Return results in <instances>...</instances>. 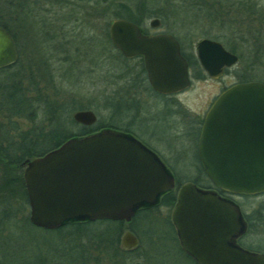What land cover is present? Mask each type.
Instances as JSON below:
<instances>
[{"label":"water","instance_id":"obj_1","mask_svg":"<svg viewBox=\"0 0 264 264\" xmlns=\"http://www.w3.org/2000/svg\"><path fill=\"white\" fill-rule=\"evenodd\" d=\"M155 26L157 19H152ZM111 44L126 58L142 55L151 86L175 92L188 83L187 62L169 34L144 35L124 18L108 26ZM200 67L210 78L236 63L221 43L201 38L195 44ZM14 40L0 26V68L16 61ZM72 120L95 123L88 109ZM198 155L213 187L229 193L264 190V84L251 80L221 92L208 110L198 138ZM21 177L31 225L52 230L70 219L129 222L142 205H153L173 188L162 163L137 140L104 128L69 137L58 146L22 162ZM179 247L197 264H264V254L233 243L243 223L238 205L213 190L182 183L170 209ZM123 249L137 245L129 230L120 235Z\"/></svg>","mask_w":264,"mask_h":264},{"label":"rangeland","instance_id":"obj_2","mask_svg":"<svg viewBox=\"0 0 264 264\" xmlns=\"http://www.w3.org/2000/svg\"><path fill=\"white\" fill-rule=\"evenodd\" d=\"M112 1L0 0V18L14 32L19 45V48L16 47L22 73L19 78L23 89L27 91V97L33 98L32 102L35 103L37 124L47 114L45 103L37 101L40 91L46 96V105L66 107L69 118L76 110L88 109L96 115L95 123L100 127L112 129L120 126L114 109L117 91L121 89L122 98H128L126 88L136 70L132 61L121 60L107 36L109 23L115 19L113 9L109 7ZM120 1L125 2L135 16L143 14L141 5L145 4L150 13L144 22L146 27L150 28V18L159 17L162 21L159 29H168L179 38L186 34L191 46L201 38L216 40L227 48L234 46L236 50L233 53L238 60L233 70L243 75L245 80L264 81V53L251 57L249 45L237 37L247 32V20L242 16L243 26L237 21L232 24L224 15H221V22L209 18L204 12L206 5L198 10L196 5L190 4L192 0ZM251 1H255V10L262 14L261 19L251 22V27L259 29L260 36L255 34L264 42V0ZM230 12L234 13L233 9ZM242 52L243 56H240ZM196 90L199 92L195 94L207 93L209 86ZM182 101L190 108L195 105L192 97L182 98ZM8 121L0 115V139L4 138V145L14 135V132L9 131L10 127H14L16 132H23L31 126V120L25 116L11 118V126ZM63 125L65 133H76L78 128V124L71 122ZM192 180L176 179L178 183ZM195 181L202 185L208 184L205 178ZM3 194L9 195V199L0 197V264H103L110 258L109 251L86 248V253L81 252V245H74L62 233L22 222L21 216L28 217V204L23 209L22 198H18L20 196L17 193H8L4 189L0 196ZM233 200L246 204L244 197L233 196ZM250 202L256 204L254 199ZM170 209L169 206L158 204L154 209L138 213L133 219L135 232L126 223L122 225L117 247H121V233L129 229L137 238V250L129 256L132 255L139 264H192L177 249V239L174 240L168 226Z\"/></svg>","mask_w":264,"mask_h":264},{"label":"flooded vegetation","instance_id":"obj_3","mask_svg":"<svg viewBox=\"0 0 264 264\" xmlns=\"http://www.w3.org/2000/svg\"><path fill=\"white\" fill-rule=\"evenodd\" d=\"M142 13L148 14V12ZM147 18L133 23L140 28L141 34L149 36L164 33L171 35L177 41L179 53L187 62L188 83L175 92L157 91L147 78L142 55L126 58L118 51L126 60L134 63L136 72L130 77L126 88L128 98H122L121 89L117 91L118 98L114 109L115 114L119 117L120 126L113 128V131L137 140L162 163L165 171L174 180V186L170 190L174 192L175 201L177 189L184 183H178L177 178L207 179L198 155V138L205 115L213 101L233 84L250 80H243L242 75L233 70L236 63L229 67H223L222 73L216 78L208 77L203 70L204 78H192L193 67H195V63L199 64L195 53L196 43L191 46L186 34L183 35V38H179L168 29H159L162 21L156 16L150 18V21L157 19L156 25L150 26L149 23L150 28L146 27L144 22ZM222 47L231 52L227 47L223 45ZM221 76L229 78H220ZM206 86H209L207 93L195 94V92H199L196 89ZM53 92L56 93V91ZM187 97H192L195 100L194 107L190 108L183 104L182 98ZM33 108H36L35 103H33ZM0 147H4V138L0 139ZM20 164L23 167L22 162ZM192 183L196 187L213 190L218 195L231 199L237 204L241 213L243 229L233 243L248 251L264 254V190L251 194H235L216 189L210 182L207 185ZM166 192H162L158 199L162 198ZM233 196L244 197L246 204H239L233 200ZM252 199L256 200V204L253 203V205L250 202ZM181 253L197 264L182 250Z\"/></svg>","mask_w":264,"mask_h":264},{"label":"trees","instance_id":"obj_4","mask_svg":"<svg viewBox=\"0 0 264 264\" xmlns=\"http://www.w3.org/2000/svg\"><path fill=\"white\" fill-rule=\"evenodd\" d=\"M254 2L255 1L251 0L250 2L248 0H192L190 4L196 5L198 10H200L201 6L206 5L204 12H207L209 18L218 19V21L223 19V17H226V19L231 21L232 24L233 21H237L239 24H241V26H243L242 18H245L247 20L245 24V30L247 32L242 36L237 37L240 41L249 45L248 53L251 55V57L252 55L254 57L264 53V46H262L264 45V42L262 38L258 37V34L260 36L259 29L251 27V22L261 19L262 16V14H259L258 11L255 10ZM109 5V7L113 9L112 15L114 18H124L134 23H138L140 20L150 16L149 14H142L141 16L133 15V13L129 11V7L126 5V3L123 1L121 2L120 0H114ZM232 9L234 13L230 12ZM141 10L144 13L149 11L145 4L141 5ZM228 12H230V14H228ZM221 15L224 16L221 17ZM240 16H242V18ZM0 26L5 28L12 36L15 48H19V45L16 42V35H14V32L10 30L7 23L1 18ZM111 46L115 48L112 44ZM228 49L231 52L236 50L234 46H228ZM118 54L121 56L119 52ZM240 56H243V52L240 53ZM121 57L123 61H126V58L123 56ZM193 68V76L195 78H204V73L198 63H195V67ZM21 74V65L18 62V58H16L14 63L0 68V115L9 120V125L12 124V121H10L11 118L25 116L31 120V126H29L23 132H16L14 127H10L11 130L9 131L14 132V135L9 137L10 141L7 142L8 144L4 145V147H0V193H4V189L8 190V193H17L20 196L18 198H22L21 205L24 209L27 199L21 177L22 166L20 163L25 159H30L43 154L44 152L58 146L62 141L69 137H81L96 132L103 127H100L97 122L90 126H85L74 122L72 118H69L66 107L61 106L60 108H57L58 106H51L48 103L46 105V102L44 101L46 96H43L40 91H38L39 93L37 95V101L40 100L45 103L47 114L45 115V118H43V121L37 124L35 122L36 111L33 108V98L29 99L27 97V91L23 89L19 78ZM242 79L244 80V78ZM262 83H264V81ZM66 122L78 124L76 133H65L63 124ZM192 182L198 184V182L195 180H192ZM207 182L209 184L208 180ZM0 197L9 199V195L3 194ZM173 201L174 192L169 190L163 194L162 198L157 199L155 204L140 206L129 222L111 221L106 219L94 221L87 219H70L65 221L59 228L52 229V231L62 233V236H66L74 245L80 244L81 252L86 253V248L87 250L93 249L94 251L111 252L110 258L107 259V261H105L103 264H139L137 259H133L134 257L132 255L129 256V254L133 252L135 253V250H137V245L131 249H123L120 246L117 247L118 235L122 225L126 223L127 227H129L131 231L135 232L133 227V219L138 213L154 209V207H156L158 204H164L171 207ZM20 218L22 222H29L28 217L25 215L21 216ZM167 220L168 226L170 227L171 233L173 234V238L176 241L173 225L169 219ZM176 244L178 246L177 241ZM177 249L181 253L179 246ZM188 259L192 264H194L190 258ZM95 264H98V262Z\"/></svg>","mask_w":264,"mask_h":264}]
</instances>
